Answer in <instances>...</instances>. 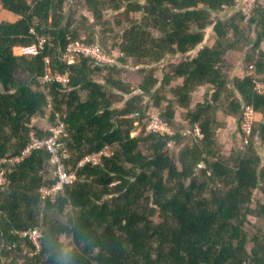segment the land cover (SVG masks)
<instances>
[{
	"label": "trees",
	"instance_id": "1",
	"mask_svg": "<svg viewBox=\"0 0 264 264\" xmlns=\"http://www.w3.org/2000/svg\"><path fill=\"white\" fill-rule=\"evenodd\" d=\"M241 1L0 0L18 17L0 21V160L62 122L61 164L76 177L44 197L58 171L47 149L0 165V264H264V0L223 18ZM77 41L114 63L77 53L69 63ZM247 107L262 119L245 143ZM151 114L173 134L145 135ZM233 120L245 149L226 156L219 131ZM104 148L100 165L79 167ZM29 231L40 249L18 234Z\"/></svg>",
	"mask_w": 264,
	"mask_h": 264
},
{
	"label": "built area",
	"instance_id": "2",
	"mask_svg": "<svg viewBox=\"0 0 264 264\" xmlns=\"http://www.w3.org/2000/svg\"><path fill=\"white\" fill-rule=\"evenodd\" d=\"M42 48H44V41H42L39 45H31V46L23 47L21 49V52L22 54L25 55H38ZM76 53L92 57L101 63H114L115 61L113 56L103 53L98 47L90 46L81 41L72 42L69 44L67 48V53L65 55L69 63L74 62V57ZM55 78L56 81L57 80L58 82L61 81V83L62 82L67 83L69 81L68 75H66L65 77L57 76ZM50 81H51V77L46 75L44 79V83H49ZM260 89H262V86H259V90ZM252 117H255V114L250 108L247 107L246 111L244 112L243 122L241 125L242 133L245 134L246 136L245 143H248V136L251 134ZM144 131H145V135L149 133H158L160 135L171 136L173 134L172 130L168 127V124L161 121V119L158 117L157 114H151L149 116V122L145 124ZM50 133L51 135L45 139H39L33 135V141L25 149L23 155L16 156L10 159L4 158L0 160V165H5L8 163L9 166L14 168L18 164L22 163V161H24L26 158H28L35 150L47 149L51 154L52 163L58 165V171L56 175L57 184L54 185L52 188H44L42 190V194L44 195V197L57 196L65 186L71 185L76 180L75 174L68 173L64 168L63 164H61V160H60L61 158L60 153H62L63 159L67 158L65 150L62 148V145L60 144V138L63 135H66L65 124L59 122L58 124L51 127ZM187 133L189 134L190 132ZM193 136L196 138L202 137L201 130L199 127H196L194 129ZM110 154L111 153L109 149L104 148L102 151H100L97 154H93L83 158V160H81L79 163V167L83 168L87 165L98 166L100 165L102 159L104 157H109ZM6 185H7L6 171H2L0 174V188L4 190ZM33 232H37L36 234L38 235V238L33 237ZM33 232H24L18 234L22 238L30 239L38 247V249H40L41 243L39 242L41 241V235L38 231H33Z\"/></svg>",
	"mask_w": 264,
	"mask_h": 264
},
{
	"label": "rangeland",
	"instance_id": "3",
	"mask_svg": "<svg viewBox=\"0 0 264 264\" xmlns=\"http://www.w3.org/2000/svg\"><path fill=\"white\" fill-rule=\"evenodd\" d=\"M253 1L254 0H242L240 5L237 8L231 9L229 11L226 10L224 13H222L223 18L233 14L237 9H240V8H244L246 15L250 16V10H251ZM81 15H85L87 17L92 18V15L90 13H88L87 11L78 10L77 14H76V18H79ZM106 15L112 16L113 13H111V14L106 13ZM17 19H18V17H17ZM0 21H11V22L14 21V19H13V17H11V15L9 17L7 16V14L2 9L1 5H0ZM209 43L212 44L213 39ZM263 47H264V43H263ZM239 63L240 64H238L236 66V68L233 69L234 71H231L232 76L233 75H238L241 77L243 76L244 66L242 65L241 61ZM203 99H204L203 94H201V95L199 94L198 96H194L193 103H198L200 101H203ZM180 115H181L180 110H178L177 118H180ZM220 118H222V117L220 116ZM261 119H262V116H260V115L252 117V123L254 120H256V122H257V121H260ZM261 121H264V119H262ZM38 124H40L42 127L46 126V123L38 122ZM138 124L139 123H137L136 125H138ZM46 127H49V126H46ZM238 127L239 126H238L237 121L233 120V121L229 122V124L226 126V128H222L219 131V141L222 145L223 153H224V155L226 154V156L230 155L234 149H242V150L245 149V147L242 145V142H241V135H240V131H239ZM132 133H133L134 137L138 136L140 134V126H138V128L135 129ZM168 148H169L171 155L175 156L178 149H176L172 143L169 144ZM257 148H258L259 152H261V154L263 155L264 154V142L261 145L257 144ZM257 198L262 199V196L257 195ZM250 222L253 224H257L256 220L251 219V218H250ZM29 232H33V231H29ZM249 232L251 235H253L255 233V230L252 229V230H249ZM36 233L37 232H33V237L38 238V235ZM39 233H40L41 238H42L41 232H39ZM39 243H41V241ZM251 248H252V246L249 245V249H251ZM27 252H28V250L25 248V255L27 254Z\"/></svg>",
	"mask_w": 264,
	"mask_h": 264
},
{
	"label": "crops",
	"instance_id": "4",
	"mask_svg": "<svg viewBox=\"0 0 264 264\" xmlns=\"http://www.w3.org/2000/svg\"><path fill=\"white\" fill-rule=\"evenodd\" d=\"M4 12L7 14L8 17L11 15V17H13L14 21L17 20V17H16L14 14H11V13L5 11V10H4ZM14 21H12V22H14ZM206 88H207V87H205V88H204V87H203V88H200V89L197 91V93L194 94V96H198L199 94H200V95H201V94L204 95L205 92H206ZM197 94H198V95H197Z\"/></svg>",
	"mask_w": 264,
	"mask_h": 264
},
{
	"label": "clouds",
	"instance_id": "5",
	"mask_svg": "<svg viewBox=\"0 0 264 264\" xmlns=\"http://www.w3.org/2000/svg\"><path fill=\"white\" fill-rule=\"evenodd\" d=\"M255 116H256V115H255ZM254 121H255V120H254ZM254 121H253V122H254ZM240 130H241V128H240ZM241 132H242V130H241ZM242 134H243V133H242Z\"/></svg>",
	"mask_w": 264,
	"mask_h": 264
}]
</instances>
